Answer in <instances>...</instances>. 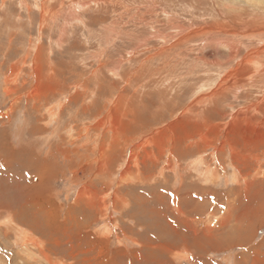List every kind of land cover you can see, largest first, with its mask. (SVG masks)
<instances>
[{"label":"rangeland","instance_id":"obj_1","mask_svg":"<svg viewBox=\"0 0 264 264\" xmlns=\"http://www.w3.org/2000/svg\"><path fill=\"white\" fill-rule=\"evenodd\" d=\"M262 13L257 0H0V264H264V131L223 128L264 102V77L216 87L234 63L221 42L264 68V32L207 28Z\"/></svg>","mask_w":264,"mask_h":264},{"label":"bare ground","instance_id":"obj_2","mask_svg":"<svg viewBox=\"0 0 264 264\" xmlns=\"http://www.w3.org/2000/svg\"><path fill=\"white\" fill-rule=\"evenodd\" d=\"M98 1V0H97ZM258 1H260L261 3H264V0H257V3ZM70 2H73V1H70ZM92 3V2H91ZM249 4H252L251 1L248 2ZM250 7V6H249ZM256 7H259V8H263V6H256ZM248 8V6H247ZM236 10V9H234ZM256 11V10H255ZM261 11V10H260ZM255 13V12H254ZM258 13V12H257ZM42 14V13H41ZM260 14V13H259ZM264 13H262L263 15ZM260 15V16H262ZM208 28V31H211V32H218V33H243V32H251V31H254L256 29L257 32H260V31H263L264 32V25H260L258 27H249V26H230V25H227V26H222L221 24H215V25H210ZM214 41V40H213ZM215 43L218 41H214ZM223 43L222 46H226L227 48H229V52H230V55H229V62L233 61L234 63L232 64V66L230 67V69H228L226 71V73L224 75L221 76V80H219V83L216 84V87L222 85V87L224 88L226 85H229V86H234V85H239V84H226L227 80L230 82V80H234V81H237L239 78L245 80V78L247 76H250L252 75L253 73H257L258 74H261L263 77H264V68H261V66L259 65L260 62H258V60L256 59V55H255V50L254 49H251L250 51L246 52L243 56H241L240 58H238V53H237V50H238V43L235 42V41H232L230 42L229 41H226V42H221ZM260 49H264V41L261 43V45L259 46V50ZM264 51V50H263ZM246 65V67L244 68L243 66ZM261 68V69H260ZM239 71V77L236 76V73ZM36 72V71H35ZM262 72V73H261ZM39 73V72H38ZM37 75V74H36ZM233 75V77H232ZM43 78V77H42ZM240 79V80H241ZM247 79V78H246ZM238 80V81H240ZM41 81V80H40ZM226 84V85H225ZM213 90V89H212ZM211 90V91H212ZM217 92V91H216ZM208 95V94H207ZM206 96V95H205ZM262 100H264V95H263V98L261 97ZM194 100V99H193ZM257 100H260L257 99ZM193 105H195L193 103ZM194 107V106H193ZM203 107V106H202ZM245 109L244 112H241L237 118L235 120H238L237 122H235V120H233L231 123H223L224 129H227L228 127H235L237 125V127L240 128V130H248V131H253V132H258L259 129L264 131V102H257V103H251L249 104ZM11 110V109H10ZM195 110V109H194ZM193 109L191 111H194ZM200 110V109H199ZM49 111V110H48ZM185 111V110H184ZM201 111V110H200ZM187 112V110H186ZM195 112V111H194ZM259 113L258 115L260 116L261 115V118L258 119V117L256 118V116H253L254 114H257ZM238 114V113H236ZM200 115V114H198ZM257 115V116H258ZM195 116V115H194ZM230 116V115H229ZM185 117V116H184ZM191 117V116H190ZM197 117V116H196ZM111 116L110 115H107L106 118L104 119V121L102 123H104L103 127H106V125H110L111 126V129L114 131V132H118V129H117V125H120L118 124L117 122H112L110 120ZM195 119V118H194ZM230 119V118H229ZM196 121L197 120H201L200 121V124H202L205 128H208L209 127H213L212 124H210L209 126V123L206 121L207 119L204 117V116H198L197 119H195ZM222 126L218 129V131H221L222 130ZM120 127V126H119ZM217 127V126H216ZM108 128V127H107ZM229 128V129H231ZM237 129V128H236ZM224 131H227V130H224ZM202 132V131H201ZM203 133V132H202ZM221 133V132H220ZM145 142H147V139H145ZM212 145V144H211ZM223 147V146H222ZM32 153V160H35V164L36 165H42L43 161L45 160L44 159V155L46 157V152L45 154L43 155L42 153H38V152H31ZM148 154V153H147ZM151 155V154H150ZM232 156V155H231ZM39 157H42V158H39ZM197 158H194L192 161H191V168L196 171V172H200L202 175H208L210 170H209V167L208 165L206 164V166H202L203 163H201V166H199L201 159L203 158L202 155H199L197 156ZM257 157V156H256ZM201 158V159H200ZM243 158V157H242ZM259 158V157H258ZM260 159V158H259ZM234 160V159H233ZM256 163V161H255ZM155 164V163H154ZM264 164V163H263ZM170 164L168 163L167 164V167L169 166ZM34 167V166H33ZM246 168V167H245ZM35 171H37V174L36 176L39 175V172H40V167L39 166H35L34 168ZM259 174V172H258ZM238 176L241 178L242 177V173H241V170L238 171ZM262 178H264V170H263V173H262ZM244 181V180H243ZM34 190V189H33ZM32 191V190H31ZM30 192V191H29ZM78 199V198H77ZM21 207V206H20ZM24 207V206H23ZM194 209V208H193ZM240 225V224H239ZM19 227V226H18ZM13 230V229H12ZM163 231V230H162ZM14 238L17 240L18 243H28L29 245L30 244H35L37 243V241H34V237H30L31 236V232L29 233L28 230L26 229H21L19 232H18V235L16 234L17 233V230L16 228L14 227ZM36 239V238H35ZM192 241V240H191ZM24 243V244H25ZM23 246V245H22ZM162 248H165V245L162 246ZM41 251V250H40ZM183 255V254H182ZM185 256V255H184ZM47 256H45L43 253H42V258L44 259H48L46 258ZM183 257V256H182ZM184 259V258H183ZM49 260V259H48ZM48 263V262H47Z\"/></svg>","mask_w":264,"mask_h":264},{"label":"crops","instance_id":"obj_3","mask_svg":"<svg viewBox=\"0 0 264 264\" xmlns=\"http://www.w3.org/2000/svg\"><path fill=\"white\" fill-rule=\"evenodd\" d=\"M21 229H23V228H21ZM17 234V233H16ZM18 235V234H17ZM30 237H32V236H30Z\"/></svg>","mask_w":264,"mask_h":264}]
</instances>
